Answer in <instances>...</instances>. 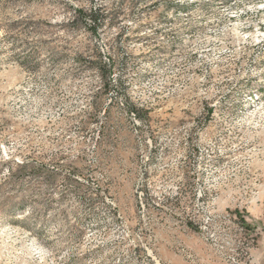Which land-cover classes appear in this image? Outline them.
Listing matches in <instances>:
<instances>
[{"label": "rangeland", "instance_id": "obj_1", "mask_svg": "<svg viewBox=\"0 0 264 264\" xmlns=\"http://www.w3.org/2000/svg\"><path fill=\"white\" fill-rule=\"evenodd\" d=\"M172 262L264 264V0H0V264Z\"/></svg>", "mask_w": 264, "mask_h": 264}, {"label": "trees", "instance_id": "obj_2", "mask_svg": "<svg viewBox=\"0 0 264 264\" xmlns=\"http://www.w3.org/2000/svg\"><path fill=\"white\" fill-rule=\"evenodd\" d=\"M75 12H76L78 18H81L82 15L85 14L81 9H76ZM100 15H101V13L99 11H97V10L91 11L90 14H89V16L91 18H94V19H97V17H99Z\"/></svg>", "mask_w": 264, "mask_h": 264}, {"label": "built area", "instance_id": "obj_3", "mask_svg": "<svg viewBox=\"0 0 264 264\" xmlns=\"http://www.w3.org/2000/svg\"><path fill=\"white\" fill-rule=\"evenodd\" d=\"M232 262H233V263H236V261H235V259H234V258H232Z\"/></svg>", "mask_w": 264, "mask_h": 264}, {"label": "crops", "instance_id": "obj_4", "mask_svg": "<svg viewBox=\"0 0 264 264\" xmlns=\"http://www.w3.org/2000/svg\"><path fill=\"white\" fill-rule=\"evenodd\" d=\"M171 264H174L173 262Z\"/></svg>", "mask_w": 264, "mask_h": 264}]
</instances>
